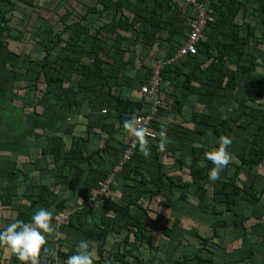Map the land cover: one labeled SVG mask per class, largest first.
Masks as SVG:
<instances>
[{"label":"trees","instance_id":"obj_1","mask_svg":"<svg viewBox=\"0 0 264 264\" xmlns=\"http://www.w3.org/2000/svg\"><path fill=\"white\" fill-rule=\"evenodd\" d=\"M182 1L186 5L182 4ZM182 1L95 0L92 5H87L85 9L79 12L76 7L73 9L67 8L65 13L60 15L57 23L45 19L37 29L32 31V39L36 43L34 44L38 47L39 45L44 47L38 50L43 55L35 61L34 72L35 76H37L36 80H41L39 75L42 76L45 87L41 95L34 97V99L29 98L27 101L19 97L16 99L17 90H14V86L17 87L18 71L16 68L8 69L6 67L8 62L11 63L12 67L16 66L21 50L14 51L10 41L13 40L18 48L21 47L22 44L20 42L25 39V30H13L7 11H0V131L4 122L7 123L5 126L6 138H3V141L0 140V147H2L0 152L7 150L9 153L13 151L12 154L18 153V145L21 146L19 143L21 140L18 141V139L32 136L30 134H33L40 141L42 135H44L38 124L41 110L43 112L44 110L50 111L52 106L55 107L54 105L57 108L59 107V109L64 108L61 107L63 102H66L70 107H75V99L72 100L75 97L70 96L71 93H75L77 89L94 90L98 85V88L95 89L97 91V95L94 98L95 101H91L93 108L99 103V106L95 107L97 110L96 115L89 114L85 124L76 120L73 124L63 129L61 134L54 133L46 136L47 140L44 145H35L37 150L36 159L27 161V163L35 164L34 169H39L41 178L55 172L53 171L55 168L57 173H60L58 185H61V188L56 190L55 186H52L56 181L53 184H50V182L40 183L35 181L37 180L36 177H33L31 185L27 186H30V188L39 186V192L28 195V197L32 198V203L28 206L20 204L21 206L17 208L15 217V219L28 221L35 212L34 210L41 206L46 208L53 206L58 214L65 210L67 212L72 211L68 219L64 218L60 222L59 227H70L72 230L81 233L79 241L86 239L90 244L91 250H96L97 257H94V264L151 263V260L144 259L134 253V250L142 245L157 249L153 234L157 230L159 213L156 218H152L149 205L143 201V197L147 194H150L151 198L164 194L166 198L171 200L169 195L162 193L164 189L163 182L166 179L169 180L171 187L185 190L199 181L209 180L208 170L213 167L212 162L205 156V152L211 149L209 147H201L199 149L193 147L191 161L188 165L181 158L177 161L180 169L190 170L192 181H184L183 177L176 181L173 174H171L172 171L165 169L158 160V155L163 152L159 149L157 143L154 142L156 137H148V147L151 149V156L155 157L158 162L150 161L148 157H144L138 145L131 161L125 165L123 172L127 169H132L135 176H139V167L142 166L143 162L146 164L150 162L156 166L157 171L160 173L156 181H149L142 175L141 178H131L132 183L127 185L133 188L138 187L140 190L136 191L135 196L130 199L122 198L124 203L117 202L119 205L122 204L121 208L113 206L115 201L111 195H100L104 202L101 210L93 215L94 219L91 224L81 219L82 208L78 209L76 207L73 211L70 206L72 200L68 196H64L68 188L78 183L81 186L80 194L82 196L85 198L92 196L93 190L99 188L101 182L110 176L121 160L124 148L135 137L123 129V121L130 118L133 114L145 112L149 106V101L144 95L140 96V88L142 84L148 81L152 73L153 67L150 64L147 67H142L144 71L138 69L139 73L137 72L138 70L136 71L139 74L138 80H134L133 84L126 87L127 89L138 91L139 98L124 96L123 92L125 89L122 88L121 83L117 82V79L123 76L124 54L130 50L128 43L133 39L135 42L150 45L158 43L161 39L165 42V46L159 55L160 59L165 62L161 70V97L164 100V104L153 123L155 132H161L162 128L167 131V134L174 131L175 125L165 123L161 118L165 115H181L186 119L184 107L191 96L200 103H205L204 100L209 99L217 100L220 104L225 105L224 94L220 95L219 92L235 90L241 82L239 77H244L256 69L258 61L253 56L245 59L248 56L246 45L251 42L253 37V43H256L259 39L257 35L258 26L256 23L251 22L253 15L248 12V0H199L208 8L210 17L204 28L206 39L198 42V51L196 53H189L175 58L174 55H177L180 47L186 42L192 28L187 23L188 19L193 21L197 18L196 8L186 0ZM258 1L259 9L262 12L261 14H263L260 19L264 21V0ZM109 10L113 13L115 23L105 22L100 26L96 25L95 17ZM75 11L77 12L75 13ZM71 17H75V19L69 21ZM57 24H60L61 27H57ZM60 44H64L61 48L67 46L77 58L83 57L84 59H80V61L68 59L69 55L65 54V59L59 63L62 67H58V62L52 57L54 50ZM76 53H78V56L75 55ZM172 58H175V60L170 61ZM52 69L55 71L53 72ZM28 70V68L25 69L26 72ZM181 76L184 77L182 87L185 91L182 94H177L171 89L169 92L170 88L167 83L176 84V81ZM75 79L76 82H74ZM8 83H12L14 92H11L10 87L8 88ZM253 83L257 88L256 95H249L247 98L255 100L260 97L263 99L264 105V73ZM31 88L32 86L29 87V89ZM28 92L30 91L28 90ZM169 95H174L175 97V102L171 109H168L167 106L165 107V102H167V96L169 97ZM101 97H103L102 101L98 102ZM16 101H20L21 104H17ZM243 101L247 102L248 100L244 99ZM205 105L209 106L211 104L208 101ZM243 106L241 113L236 115L234 111L230 112V114L222 111L223 116L214 108L212 110L218 114L209 112L211 110L210 106L208 107L209 110L205 111L192 108L189 121L195 125L194 132H192L193 128L185 127L184 125H180L179 128L186 132L189 131V134L190 132H200L199 134H201L208 128L217 138L222 135L231 137L234 123L240 122L243 118L259 121L248 151L243 155L238 154L239 161H231L226 167L229 170L232 169L233 173L230 174L227 181L222 180L220 183L221 187L217 190V193H222L225 196L226 210L232 213V216L241 219V224L244 227L240 230V233L246 236L249 232V225L235 211L236 202L234 198L241 195L252 205H256L260 200L261 195L253 186L239 185L237 182L245 166L254 168L264 163V108L258 109L259 113H255L248 104L244 103ZM82 110L80 108L79 113L83 115L84 111ZM103 110H106V112ZM14 112H16L15 117H13ZM7 113H10V115H6ZM24 117L26 118L25 121H23ZM8 123H10L9 126ZM252 123V121H249L243 127L248 128ZM74 124L76 127L73 130L72 126ZM118 134L122 135L123 138L118 139V145L112 147L111 142L116 139ZM92 136L98 142L93 141ZM93 146H96L95 149H92ZM172 147L169 146L163 150L164 152L166 150L170 152L173 149ZM120 148L122 149L118 152L117 150ZM25 150V154L19 151L20 155L25 156L28 153V157H30L29 150L26 147ZM5 156L6 158L10 157L9 155ZM201 159L205 161V169L204 166L197 164ZM42 161L46 163V169L42 166L38 167V163ZM49 164H52L53 167L48 169L47 165ZM16 171H22L18 164L14 165L12 170L8 169V167H0V175L9 178V182L3 186L0 192V204L3 206L1 208L5 210L13 207L14 196L18 195V193L22 194L21 191H23L17 190L16 183L19 179L15 177ZM78 173H85L84 180L79 181ZM116 178L118 182L119 177ZM149 183L153 184L155 189L147 186ZM198 187L202 188L199 196L201 198L199 207L206 211L209 208L205 204L208 188L202 185H198ZM185 191L181 193L184 200L188 196ZM93 212L94 206L89 207L86 211L87 214ZM214 213L223 214L221 211H214ZM249 217L252 218L251 216ZM120 220L121 223H119ZM174 223H178V220L174 221ZM4 227L0 226V229ZM217 227V223L212 224V235H203L200 232H196V236L201 240L199 250L203 251L212 239L216 238ZM171 231L172 227L164 226L162 228L164 233L168 234ZM57 232L56 227V232L50 234L48 243L52 241V238H55L58 241L59 248L54 251L56 253L53 251L42 252L41 264H58V261L61 264H67V257L76 251L75 246L69 245L70 242L58 236L54 237L58 234ZM111 232L125 233L123 243L125 246L130 247H124L123 251L111 252L108 250L106 242ZM93 242H96V247H94ZM47 246L49 245L47 244ZM5 248L0 246V251L2 252V249ZM195 255L196 264L212 262L206 260L199 253ZM182 259L185 262L188 260L186 256H183ZM226 260L238 261V259L236 260L235 257L230 255V252H228ZM221 261L223 260L221 259ZM177 262L178 264H183L180 259ZM0 264H21V262L11 253L10 259L0 255Z\"/></svg>","mask_w":264,"mask_h":264},{"label":"rangeland","instance_id":"obj_2","mask_svg":"<svg viewBox=\"0 0 264 264\" xmlns=\"http://www.w3.org/2000/svg\"><path fill=\"white\" fill-rule=\"evenodd\" d=\"M94 1L95 0H0V11L2 10L7 11V16L10 19V24L13 27V30L15 31H18V29L25 30V34H24L25 39L20 42V44H22L21 47L18 48V46L14 44L13 40L10 41L12 45L11 47L13 48L14 51L17 52L18 49L21 50L20 51L21 54H19V57L17 58V61H16V66L12 67L10 62L6 64V67L8 69L16 68L18 71L17 87L14 86V90H17L16 99L18 97L21 99L24 98L26 101L29 98L34 99V97L42 94V91L45 87V84L43 83V80H42V76L39 75V77H41V80H36L37 76H35V72H34L35 71L34 69L36 66L35 61L43 55L39 53L38 50L44 47L42 45H39L40 47L39 48L38 46L35 45L36 44L35 40L32 39L33 38L32 31L37 29L43 23L45 19H48L51 22L57 23L58 19L60 18V15L65 13L67 8L73 9L74 7H76L77 11L79 12L80 10L85 9L87 5H92ZM181 3L186 5V3L183 1ZM248 5H249L248 12H251L253 15V19L251 20V22L256 23V25L258 26L257 35L259 39L256 43H253L254 37L252 38V40L250 39L251 42H249V44L246 45L248 56H246L245 59H249L250 57L253 56L258 61V63L254 71L250 72L248 75L244 77H241V76L239 77L241 82H240V85L235 90L219 92L220 95L224 94V99H225L224 102H226L225 105L220 104L217 100L207 99L209 103L211 104L209 106L219 111L220 114H222V111L223 113L224 111H226L229 114L230 112L234 111V113H236L237 115L241 113V111L243 110L244 103L251 106L252 111L254 110L255 113H259L258 109L264 108L262 98L259 97V98H256L255 100H250L249 98H247L249 95H252V96L256 95L257 88L255 87L253 81H255L262 73H264V21L260 19L261 15L263 14H261L262 12L259 9L258 0H248ZM77 11H75V13ZM95 18H96L95 24L98 26L102 25L105 22L107 23L110 22L112 24L115 23V19L113 18V13L110 10L103 12V14L99 16L97 15ZM74 19L75 17H71L69 21H73ZM192 22L193 21H190V19H188L187 23L191 26ZM57 27H61L60 24H57ZM62 46H64V44H60V46L56 50H54L53 57H52L58 62V67L61 66L59 63L63 62L66 55H69L68 59L69 58L76 59L79 61L80 59H84L83 57L77 58L70 52V49L67 46L65 48H61ZM164 46H165V42L162 39L154 45L145 44L142 42H135L134 39L131 40V42L128 43V47H130V50H128V52L124 54L125 66L122 71L123 76H120L117 79V82L121 83L120 85L123 86L122 88L127 90L126 87H128L130 84H133L134 80H138V77H139V74H137V72L139 73L138 69L143 70L142 67L144 66L147 67V65L149 64L152 67H155L163 63V60L160 59L161 57H159V55L162 49L164 48ZM77 54L78 53H76L75 55ZM84 57H87V56H84ZM26 68L29 69L27 72L25 71ZM52 71L54 72L55 70L52 69ZM76 79L74 80V82H76ZM30 86H32L31 89H29ZM9 87L11 88V92H14L12 83L11 84L8 83V88ZM97 88H98V85L95 87V89ZM95 89L94 90L77 89L75 92V96H74L75 98L72 99V100L75 99L74 100L75 108H77V104H80V107L82 105V109L83 107L86 108V105H88L87 102L89 101L91 103V101H93L97 95V91H95ZM28 90L30 92H28ZM27 94H28V97H27ZM244 99L248 101L245 102L243 101ZM16 102L17 104H21L20 101H16ZM52 105L54 104L52 103ZM54 106L55 107L52 106L50 111L44 110L43 112V110H41V117L43 118L39 117V122H38L39 127L41 125V127L46 131L47 134L52 133V130H53L52 128L63 127V126H66L68 123L71 124V122L73 121V118H71V116L63 113L65 106H69L66 102H63L61 104V107H64V108L59 109V107L57 108L56 105ZM209 106L203 105L197 102L195 99H193L192 103H190L185 108L186 109V113H185L186 119H184L182 116H179L178 119L182 122L184 120L189 121L190 109L195 108L198 110L205 111V110H209L208 108ZM219 106H221V108H219ZM6 115H10V113H7ZM15 116H16V112H14L13 117ZM69 117L71 119H69ZM81 119L83 120V118ZM249 121L253 122L251 126L248 128H244L243 126L246 125ZM238 123L233 124V130L231 132L232 143L229 145L230 148L235 147V152L231 154H232V160L236 159L237 161H239L238 154L243 155V154H246V152L248 151L249 149L248 147L250 146V142L256 130V125L259 123V121L251 119V118H245V119L243 118ZM6 133L7 132L5 131L4 133H2V135H0L1 141H3V138H6ZM206 134L213 135L211 131L208 130V128L206 130ZM190 137H193L192 139H194L195 136L191 134ZM209 138L210 136H208V139ZM192 139L189 138V140L187 141V144L190 143ZM217 141H218V138L214 137L211 142L212 146L210 145L209 147H211V149L216 147V145H218ZM37 142L38 141L34 139L33 142L30 144H24V145L22 144L21 146L18 145L19 147L18 151L25 154L24 151H26L25 147L27 146L30 152L33 145H35ZM233 143H235V145H233ZM121 149L122 148H120L117 151L119 152L121 151ZM0 150H2V147H0ZM3 152H4V155H9L10 157L11 156L15 158L20 157L21 159L26 157L23 155L15 156L14 154H12V152L9 153L7 150H3ZM143 156L147 157L144 154ZM148 163L150 164V162ZM204 163H205L204 160L200 163L198 162V164L200 166H204V169H205ZM34 166L35 164H29L25 168H22V171L19 172L18 174L20 187L23 190L21 191L23 192V194H20L18 201L19 203H24L27 206L32 203V198L28 197V195L30 193H37V191L39 190L38 186L35 185L36 187L32 188L29 191L30 186H27V185H31L33 177H36L37 180L35 181L40 182V183L50 182V184H53V182L56 181L55 184L52 186H55L56 190H59L61 188V185H58L60 173H57V170L55 168L53 169V171H55L53 172L54 174L49 173L43 178H41L39 176L41 172L38 169L35 170ZM39 166L44 167V169L47 168L46 163L44 161L38 163V167ZM47 166H48V169L53 167L52 164H49ZM182 171L183 172L179 170L181 174L179 172L178 174L182 175L184 179L189 178L187 175L188 171L187 170H182ZM232 173H233L232 169L228 171L225 168L220 174V179L216 181H212L210 179L209 181L203 180L201 183L208 187L209 192L211 194L213 189L214 188L219 189L221 187L220 185L221 181L222 180L227 181L230 177V174ZM77 177L81 180L84 178V176L81 173H78ZM252 177H254V179L258 183H261L264 185V165H262L259 168L257 167L249 168L248 166H245L238 177L237 183L239 185L245 184V186H247V183L252 180ZM258 185L259 184H257V186ZM80 190H81V187L79 186L78 183H76L75 187L72 190L70 189L69 191H67V195L69 193L71 195L72 193L76 195L80 192ZM120 192L121 191H119L116 194L115 193L113 194L111 191L108 192L110 193L112 199H114L115 201V204H113V206L118 207V208H121L122 204L119 205L118 203H121L122 200L120 199L123 198L122 197L123 195H120ZM164 193L167 195H170L172 198L175 199V201H177V199L183 200L182 195H181L182 191L180 189L175 190L171 188ZM25 196H27V200L24 201ZM219 196L222 197L221 199L225 197L223 195H219ZM168 200L170 201V199ZM234 201L235 202L237 201L235 211L238 212L248 224H250L249 223L250 220L248 219V217L251 216L252 213H254L253 215L256 214V216H258L256 218H259L260 216L264 214L263 205H261L260 207L262 209L256 208L250 214L252 209L251 207L248 206V202L246 201V199L242 197L241 195L235 196ZM147 202H149V210H150V214L153 216L152 218L154 217L156 218L158 213H159V218L161 217L159 219V223L157 224V230L153 234L154 243L157 246V249H152V248H149V246L147 245H142V249L140 250V255L142 258L151 260V263L148 262L147 264H178L177 262L178 259L182 260L183 264H196V255H195L196 253H199L202 256H204L206 260L212 261L211 263L204 262V264H234V261H230V260L228 261L226 260V258L228 256V252H230V250L233 248V245L240 242L238 239L237 240L235 239L237 237V233H235L234 229L235 228L243 229L244 226L241 224V221H240L241 219L239 217L231 216L230 213L226 211L227 205L225 203V199H224V203L221 204L223 205L221 211L223 212V210H225L223 215L222 214L215 215L213 211H209L210 209L206 210V211H209L207 215L202 214L198 207L197 209L195 206H193L195 209L193 207H189L190 202L188 200L186 203H184L183 201H180L177 205V208L174 211L170 207V203H168L167 201L159 200L157 201L158 205L156 201H147ZM75 206L76 205H74L73 207ZM1 207L3 206L0 205V209H1L0 210V216H1L0 226L4 227L15 218L16 212L13 210L10 211L8 209L5 210ZM99 207L102 208V206H99ZM217 209H218V206H217ZM36 210L37 209H35L34 211ZM193 210L194 211L196 210V212H193ZM52 211L54 213L55 210L52 209ZM178 211H180V213L183 214L182 218H178V223H172V222L167 223L169 217H171V214L173 213L178 214L176 213ZM66 213H67L66 211H63V212L61 211L59 215L61 216V214H66ZM91 214L93 213H90L88 215H91ZM93 219H94V216L92 218V221ZM215 223L218 224L216 238H213L212 243H210L207 247H205L203 251L199 250V247L201 245L200 244L201 240L196 236V232H200L203 235H209L212 233V224H215ZM261 223L262 222H260V226H255L253 228H250L249 226L248 230H250V232L248 235L252 236V239H253V241L251 239L250 241L255 242L256 236L264 235V222L262 224ZM164 226L172 227L171 233L167 234V233L162 232V228ZM58 234H59V237L65 239L67 242H70L69 245L72 244L75 247L79 242V238L81 237L79 232H77L76 230H72L70 227L64 228V232H59ZM124 234L125 233L121 235H124ZM50 242L54 243L55 250H56V247L58 246V241H56L55 239L53 240L52 238V241ZM93 244L95 245V242H93ZM253 248H255V245L252 246V249ZM3 251H5V254H3ZM250 253L251 252H249L248 255L242 254V257H241L243 258L242 262H244L245 264L249 263L248 257L250 256ZM0 255L1 257L2 256L7 257V255H9V250L7 248L2 249V252L0 251ZM183 256H186V258L188 259L187 262H185V260L182 259ZM221 259L223 260V263H218L220 262ZM252 259L254 260L260 259V261L264 262V249L262 248L258 254L254 253L252 255ZM58 264H61V263L58 261Z\"/></svg>","mask_w":264,"mask_h":264},{"label":"crops","instance_id":"obj_3","mask_svg":"<svg viewBox=\"0 0 264 264\" xmlns=\"http://www.w3.org/2000/svg\"><path fill=\"white\" fill-rule=\"evenodd\" d=\"M174 57L175 58H177L176 57V55H174ZM175 58H172V59H170V61H173V60H175ZM169 61V62H170ZM121 74V73H120ZM183 80H184V77L183 76H181L180 78H178V80L176 81V84L175 83H173V84H171V83H167V86L170 88V90H169V92L171 91V89L173 90V92H175V93H177V94H182L185 90H184V88L182 87V83H183ZM175 84V85H174ZM123 95L124 96H126V97H132V98H139V92L137 91H133V90H131V89H127V90H124V92H123ZM175 95V94H174ZM174 95H169V97L167 96V102H165V107L167 106V108L168 109H171V108H173V104H174ZM70 96H75V93H71L70 94ZM140 96H141V94H140ZM102 99H103V97H101V99H99L98 100V102H100V101H102ZM192 100H193V97L191 96V97H189V99H188V101H187V103H186V105H185V107L184 108H186L190 103H192ZM94 101H95V99H94ZM205 101V103H207L208 102V100L207 99H205L204 100ZM47 102V101H46ZM88 103V105H86V108L85 107H83V111H84V113H83V115L82 114H80L79 113V109L81 108L82 109V105H81V107H80V104H78L77 105V108H75V107H70V106H66L65 108H64V111H63V113H65V114H67V115H69V116H71V118H73V121L72 122H75L76 120H79L81 123H83V124H85L86 123V120L88 119V115L90 114V115H93V116H95L96 115V109H95V107H97V106H99V103L93 108L92 107V103H90L89 101L87 102ZM86 103V104H87ZM200 103V102H199ZM205 103H201V104H203V105H205ZM212 108L213 107H211L210 109V111L209 112H211V113H215V114H218L217 112H215V111H213L212 110ZM190 109V108H189ZM188 109V110H189ZM195 109V108H194ZM86 110V111H85ZM186 110V109H185ZM191 110V109H190ZM62 113V114H63ZM185 113H186V111H185ZM185 113H184V116H185ZM84 114H86V115H84ZM222 115H224V114H221V116ZM179 116H181V115H165L164 117H162L161 118V120L163 121V122H165V123H170V124H173V125H175V130L174 131H171L170 132V134H167V131H165V134H166V137H167V140H168V143L166 144V147H169V146H173L172 148V151H170V152H168L167 150H166V152H164L163 151V149H161L160 147H159V149L160 150H162V152L163 153H161V154H159L158 155V160H159V162L165 167V169L167 168V169H169V170H171L172 172H171V174H173V177H174V179L177 181V179H179V178H182V175H180L181 173L179 172V170L181 171V172H183L182 170H187L188 171V174L187 173H185V174H187L188 175V177L189 178H187V179H183L184 181L186 180V181H192V177H191V174H190V170H188V169H185V168H182V169H180L179 168V164H178V159H183L184 161H186L185 163H186V165H188L189 163H190V161H191V157H192V149H193V147H196L197 149H199V148H201V147H209L210 145H211V142H212V140H213V138L215 137V138H217V136H215V135H209V134H206V130H207V128H206V130H204V132L203 133H201V134H199L200 132H195V133H192V132H194V127H195V125H193V123H191L190 121H180L179 119H178V117ZM40 118H43V117H41L40 116ZM70 117H69V119H71ZM81 118H83V120L81 119ZM26 120V118L24 117L23 118V121H25ZM189 120H190V116H189ZM8 121V120H7ZM38 122H39V119H38ZM71 122V124H73ZM9 124L10 123H8V126H9ZM52 124V123H51ZM71 124H67L66 126H63V127H59V129H57V128H52L53 130H52V133L51 134H47L46 133V131L41 127V125H40V128L42 129V131H43V134L44 135H42V137H41V140L39 141L38 139H36L34 136H33V134H30V135H32V136H28V137H26V138H19L18 140H21V142H19L21 145L23 144V143H25V144H30V143H32L33 142V140L35 139L36 141H38L35 145H38V144H41V145H44L45 144V142H46V140H47V137L46 136H50V135H52V134H54V133H62L63 132V129H65L67 126H70ZM7 125V123H5L4 122V124H3V126H2V130L0 131V135H2V133H4L5 132V126ZM180 125H184L185 127H189V128H193V130H192V132H190V134H189V131L188 132H186V131H184V130H182L181 128H179V126ZM73 127V130L75 129V124L72 126ZM4 128V129H3ZM11 129V128H10ZM208 130H210V129H208ZM211 131V130H210ZM212 133V132H211ZM191 134L192 135H194L195 137H194V139H192L193 137H190L191 136ZM156 138L154 139V142H156L157 143V140L159 139V136H160V132H156ZM159 135V136H158ZM206 135V136H205ZM210 136V138L208 139V136ZM187 136V137H186ZM214 136V137H213ZM69 137V136H68ZM68 137H67V139H68ZM121 138H123V136L122 135H117L116 136V139L113 141V142H111V144H112V147L113 146H115V145H118V139H121ZM189 138L190 139H192L191 141H190V143H188L187 144V141L189 140ZM231 138V137H230ZM92 140L93 141H95V142H98V140L95 138V137H93L92 136ZM215 141H216V139H215ZM236 143V142H235ZM235 143H233V145H235ZM35 145H33V147L31 148V150H30V157H28V153H27V155H25L26 157L25 158H23V159H21L20 157H9V158H6V156L4 155V152H0V167H2V168H7L8 167V169H11L12 170V167H14V165H19V167L20 168H25L26 166H28L29 164H33V163H27V161H32V160H35L36 159V157H37V150H36V148H35ZM212 146V145H211ZM216 146H218V145H216ZM95 147L96 146H93L92 147V149L94 148L95 149ZM166 147L164 148V149H166ZM26 148L28 149V147L26 146ZM210 149H211V147H209ZM111 150H113L112 148H110ZM212 150V149H211ZM228 150L231 152V153H233V152H235V147H229L228 146ZM12 153H13V151H11ZM33 152V153H32ZM18 153H19V151H18ZM18 153H14V155L15 156H18V155H20V153L18 154ZM148 158H149V160L150 161H153V162H158L157 161V159L155 158V157H152L151 156V154L149 155V156H147ZM30 159V160H29ZM39 160V159H38ZM144 160V159H143ZM142 160V161H143ZM203 161V159H201L200 161H198L199 163L200 162H202ZM232 162L233 161H237L236 159H233V160H231ZM198 164V163H197ZM262 165H264V163L262 164ZM261 165V166H262ZM261 166H259V167H261ZM35 167V166H34ZM259 167H257V168H259ZM125 168V167H124ZM124 168L121 170V171H119V172H114V169H113V171H112V173L110 174V175H112V176H114V178L111 180V187H110V190L109 191H111L113 194L115 193H118L119 191H121L120 192V195H123L122 197H123V199H130L131 197H134L135 196V193H136V191H139L140 189L138 188V187H135V188H133V187H130V186H128L127 184L128 183H132V180H130L131 178H134V177H138V178H141V175L143 176V177H145V178H147L149 181H156V179L158 178V176H159V171H157V168H156V166L154 165V164H149V163H145V162H143V164H142V166L141 167H139V173H140V175L139 176H135V174H134V172H132V169L130 170V169H127V170H125L124 172H123V170H124ZM39 170V169H38ZM226 170H228L229 171V168H226ZM178 172L180 173V174H178ZM18 174H19V172H17L16 171V178L18 177ZM82 174V173H81ZM85 174V173H84ZM84 174H82L84 177H85V175ZM116 177H119V181L117 182V178ZM13 180V179H12ZM82 180H84V178L82 179ZM81 179L79 180V181H82ZM180 180V179H179ZM169 180H166V181H164L163 183H164V189H163V192L162 193H164V192H166L167 190H169V189H171V188H173V189H175V190H181L182 192L183 191H185L186 192V194L188 195L187 196V199L186 200H178L177 199V201H175V199L174 198H172L170 195H169V197L171 198V200L169 201L168 200V198H166L165 196H164V194H162V195H159V196H156V197H153V198H151L152 196L150 195V194H147L145 197H143L144 198V202L145 203H147L148 205H149V202H147V201H156V203H157V201H159V200H162V201H167L168 203H170V207L172 208V210L174 211L176 208H177V205H178V203L180 202V201H183L184 203H186L187 202V200L190 202V204H189V207H193V206H195L196 207V209H197V207L200 209V212L202 213V214H206L207 215V213L209 212V211H213V208L215 209L214 211H217V212H220L221 210H222V206L223 205H221V204H223L224 203V198L225 197H223V199H221L222 197H220L219 195H223L222 193H217V188H214L213 189V191H212V193L210 194V192H209V189H208V192H207V195H206V197H205V204H206V206L207 207H209L208 209H210L209 211H205V210H203V209H201L200 207H199V204H200V201H201V198L199 197L200 196V194H201V191H202V188H199L198 187V185H202V186H205V187H207L206 185H203L201 182L202 181H199L198 183H196V184H194L193 186H190L189 188L187 187V189H183V188H178V187H171L170 186V183L168 182ZM209 181V180H208ZM9 182V178H7L6 176H2V175H0V186H1V188H0V192L2 191V189H3V186H5L7 183ZM222 182V181H221ZM12 183V182H11ZM102 183V182H101ZM134 183V182H133ZM257 184H259L258 186H257ZM247 185L248 186H253L254 187V189L255 190H257L259 193H260V200H259V202L256 204V205H252V204H250V203H248V206L249 207H251V212H250V214L252 213V211L254 210V209H256V208H260L261 207V205H263L264 206V185L263 184H261V183H258L255 179H254V177H252V180L250 181V182H248L247 183ZM79 186H80V184H79ZM147 186H149V187H152V188H154L155 189V187H154V185L153 184H151V183H149ZM16 187H18L17 188V190H22V188L20 187V182L18 181L17 183H16ZM75 186H71V187H69L68 188V190L67 191H69L70 189L72 190L73 188H74ZM81 187V186H80ZM119 188H121L120 190H119ZM208 188V187H207ZM32 188H30L29 189V191L31 190ZM38 189H39V186H38ZM98 188H95L94 190H93V192H92V196L91 197H89V198H85L84 196H82L81 194H80V192L78 193V194H73L72 193V195L69 193L68 195H67V191H66V193H65V195L64 196H68L71 200H72V208H73V211L75 210V208L76 207H78V209H80V208H82V213H80V216H81V219L84 221V222H86V223H90L91 224V222H92V218H93V215L95 214V213H97L99 210H101V208L99 207V206H102V204H103V200L104 199H102V197H100V196H96V197H94V192L97 190ZM28 191V192H29ZM39 192V190L37 191V193ZM123 192H125V193H123ZM22 194H23V192H22ZM34 194H36V193H34ZM126 194V195H125ZM130 194H132V196H130ZM108 196H110V193L108 194ZM191 196H193V197H191ZM224 196V195H223ZM20 197V193H18V195H16V196H14V198H13V200H14V205H13V207L12 208H7L8 210H13V211H17V208L19 207V206H21L20 204H23V205H26V204H24V203H19V201H18V198ZM195 198V199H194ZM198 201H197V200ZM25 200H27V197L25 196V198H24V201ZM120 200H122V199H120ZM75 201H77V202H75ZM121 203H124V200H122L121 201ZM263 203V204H262ZM115 204V203H114ZM236 204H237V201H236ZM236 204H235V207H236ZM1 205V204H0ZM74 205H76L75 207H73ZM157 205H158V203H157ZM92 206H94V212H93V214H91V215H88L87 213H86V211L89 209V207H92ZM217 206H218V209H217ZM247 206V207H248ZM50 210H55L54 209V207L53 206H51V207H48ZM194 208V207H193ZM133 209H135V208H133ZM195 209V208H194ZM260 209H262V208H260ZM263 209H264V207H263ZM66 211V210H65ZM192 211V210H191ZM214 211H213V213H214ZM224 211L225 210H223V213H224ZM227 211V210H226ZM262 211V210H261ZM63 212V211H62ZM67 212V211H66ZM193 212H196V210L194 211L193 210ZM222 212V211H221ZM228 212V211H227ZM263 212H264V210H263ZM17 213V212H16ZM60 213V212H59ZM176 213H178V214H175V213H173V214H171V217H169V219H168V221H167V223L169 222H172V223H174V221H177L178 220V218H182L183 217V214L182 213H180V211H178V212H176ZM82 214V215H81ZM249 214V215H250ZM254 213H252L251 214V217L252 218H248L249 220H250V224H248V223H246L247 225H249L250 226V228H253V227H255V226H260V222H264V214L262 215V216H260L259 218H256V217H258V216H256V214L255 215H253ZM215 215H220V214H216L215 213ZM223 215V214H222ZM230 215L232 216V213H230ZM10 216V215H9ZM60 215L58 214V212H56V210L54 211V218H53V224L54 225H56V227H57V230H58V232L57 233H59V232H64V228H69V227H59V225H60V222L63 220L62 218H60L59 217ZM187 216V215H186ZM15 217H16V215H15ZM155 218V217H154ZM188 218V217H187ZM15 219V218H14ZM160 219V218H159ZM159 219H158V222H159ZM119 223H121V220L119 221ZM166 223V224H167ZM261 223V224H262ZM235 230V233H237V237L235 238L236 240L238 239L240 242L239 243H237V244H234L233 245V248L230 250V255L231 256H233V257H235L236 258V260L238 259V261H236V262H234V264H245L244 262H242V260H243V258H241L242 257V254H246V255H248L249 254V252H251L250 253V256L248 257L249 259H248V261H249V263L248 264H264V262L263 261H260V259H258V260H254V259H252V255L255 253V254H258L259 252H260V250L263 248L264 249V235H262V236H256L255 237V242H252L253 241V239H252V236H249L248 234H249V232H250V230H249V232H248V234L246 235V236H244V235H242L241 233H240V230H241V228H235L234 229ZM81 234V233H80ZM125 235V234H124ZM124 235H121V233L119 234V233H114V232H111V234L109 235V237H108V239H107V242H106V247H107V249L108 250H110L111 252H115V251H117V250H120V251H123V248L124 247H126V248H129L130 246H125L124 245V243H123V237H124ZM209 235H212V234H209ZM59 237V234H57L56 236H54V237ZM80 236V235H79ZM59 238H61V237H59ZM55 239V238H54ZM53 239V240H54ZM63 239V238H62ZM250 239L252 240V241H250ZM56 240V239H55ZM213 240V239H212ZM210 243H212V241L210 242ZM209 243V244H210ZM247 243V244H246ZM208 244V245H209ZM48 247H50V249L54 252V251H57V249L59 248V244H58V246L56 247V250H55V246H54V243L53 242H49L48 243ZM247 245V246H246ZM253 245H255V248H253L252 249V246ZM97 246V244H96V242H95V245H94V247H96ZM246 246V247H245ZM142 249V246H140L139 248H137V249H135L134 250V253H136V254H138L139 256H141L140 255V250ZM93 251V254H94V257H97V254H96V250L94 249V250H92ZM257 252V253H256ZM54 253H56V252H54ZM3 254H5V251H4V253ZM6 258H11V252H10V250H9V255H7V257ZM251 261V262H250ZM218 263H223V261H221L220 260V262H218ZM115 264H117V263H115Z\"/></svg>","mask_w":264,"mask_h":264},{"label":"clouds","instance_id":"obj_4","mask_svg":"<svg viewBox=\"0 0 264 264\" xmlns=\"http://www.w3.org/2000/svg\"><path fill=\"white\" fill-rule=\"evenodd\" d=\"M177 55L176 57L179 58L180 56ZM163 63L165 64V62ZM155 67H153V70ZM139 121L140 118L133 114L130 118L123 121V129L136 137L139 150L145 156H149L151 149L148 147V136L150 133L146 126H141L139 124ZM167 143L168 140L165 131L162 128L159 139L157 140V145L161 149H164ZM231 143L232 139L229 136L222 135L218 138V146L205 152L206 158L213 164V167L208 170L210 180L216 181L220 179L221 172L230 164L232 154L228 150V146ZM67 213L68 219L72 211ZM53 218V211L49 208L41 206L32 214L28 221L23 219H13L4 228L0 229V246H4L10 250V252L16 256L17 260H19L21 264H41V253L52 251L47 244L50 234H54L56 232V226L53 224ZM67 264H94V254L90 248L89 242L86 239H81L78 242L76 245V251L67 257Z\"/></svg>","mask_w":264,"mask_h":264},{"label":"built area","instance_id":"obj_5","mask_svg":"<svg viewBox=\"0 0 264 264\" xmlns=\"http://www.w3.org/2000/svg\"><path fill=\"white\" fill-rule=\"evenodd\" d=\"M188 3L192 4L197 11V18L193 20L191 24V30L188 36L186 43L179 49L177 56L186 55L188 53L197 52V44L201 40H205L206 36L204 34V28L207 24L209 17L208 10L206 5L199 0H186ZM164 67V63L157 65L152 74L149 76V79L146 83L141 85L140 92L144 97L149 101V106L147 110L141 114H135L140 118L139 124L141 126H146L149 130L150 135L148 137L155 138L156 132L153 130V123L157 119V116L160 112L164 100L161 97V84H162V75L161 70ZM106 112V110H103ZM138 146V141L134 137L124 148L121 160L115 166L114 172L121 171L125 165L131 161L135 149ZM114 176L110 175L106 180L103 181L100 188L94 192V197L101 194H108V191L111 187V180ZM68 217V213L61 214L60 218L64 219Z\"/></svg>","mask_w":264,"mask_h":264}]
</instances>
